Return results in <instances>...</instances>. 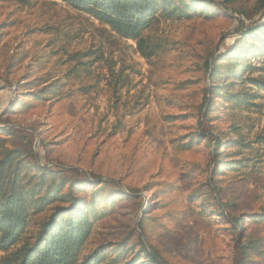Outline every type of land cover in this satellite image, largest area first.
I'll list each match as a JSON object with an SVG mask.
<instances>
[{"label":"rangeland","instance_id":"rangeland-1","mask_svg":"<svg viewBox=\"0 0 264 264\" xmlns=\"http://www.w3.org/2000/svg\"><path fill=\"white\" fill-rule=\"evenodd\" d=\"M234 25L221 14L212 19L159 18L148 35L172 50L145 60L133 41L61 2L0 0V116L15 97L22 98L16 87L21 79L45 73L61 77L72 68L79 75L66 81L64 94L56 100L25 98V110L16 103L17 110L3 119L2 127H15L33 141L40 163L76 171L65 177L108 180L114 189L139 195L136 200L114 196L117 203L97 206L102 217L94 220L90 215L87 250L119 244L133 234L126 246L142 241L167 264H234L231 225L220 211L240 215L264 210V91L234 80L230 92L255 94L251 104L237 106L218 96L212 107V132L221 141L230 138L249 145L220 148L221 161L244 157L245 168L212 174L213 145L209 138H197L199 130L208 132V127H199L195 116L209 100L211 86L223 79L208 82L201 70L205 51L217 47L222 35L227 36L219 51L227 49L234 40ZM89 49L103 53V60L87 72L68 60ZM242 57L244 66L264 67V56ZM115 80L117 92L111 86ZM231 126L238 131L233 133ZM192 138L194 145L188 149L184 145ZM81 189L88 196L94 190ZM193 191L199 197L190 200ZM41 215L35 214L32 223ZM141 218L144 234L138 229ZM243 228L264 233V226L249 220ZM256 261L253 264H264L263 258Z\"/></svg>","mask_w":264,"mask_h":264},{"label":"trees","instance_id":"trees-1","mask_svg":"<svg viewBox=\"0 0 264 264\" xmlns=\"http://www.w3.org/2000/svg\"><path fill=\"white\" fill-rule=\"evenodd\" d=\"M53 1L61 2L108 26L122 39L133 41L137 52L145 60L172 50L169 44L156 42L148 35L153 23L158 22L159 18L166 21L191 16L212 19L221 14L232 20L235 25L230 33L234 35L231 45L223 52L219 51L227 36L222 35L217 47L205 51L201 70L208 82L223 79L220 85L211 86L209 100L195 110L198 126L208 127V132L199 130L197 138H209L213 145L210 151V159L215 161L212 174L223 173L228 167L233 170L246 167L247 159L244 157L229 162L221 161L220 148L248 149L249 145L243 140L230 138L221 141L220 136L211 130V113L218 96L222 102H233L237 106L239 102L250 105L249 101L256 97L244 91L230 92L236 87L234 80H239L240 85H251L264 91V67H256L252 63L244 66L240 61L246 55L264 56V0ZM97 53L89 49L70 55L68 60L87 72L91 65L103 60V53ZM242 72H248V75L242 78ZM253 72L262 75L251 76ZM51 76V73H45L34 79L22 77L16 84L22 98L15 97L0 116V135L5 136L0 137V264H167L152 246L148 247L142 241L126 246L132 241L133 234L119 244H97L87 250L93 229L90 215L94 220L102 217L97 206L117 203V200H113L114 196L136 200L139 195L133 191L114 189L112 181L108 180L65 177L76 171L40 163L33 149V141L15 127H2L3 119L8 114L28 107L23 99L49 103L64 94L67 80L79 77L76 68L61 77ZM111 78H116L113 73ZM118 82L115 80L111 84L115 92L118 91ZM18 102L19 107L15 109ZM229 129L233 133L238 131L234 126ZM193 140L190 139L184 146L190 149L194 145ZM91 187L94 190L90 196L81 189ZM207 195L205 193V197ZM198 197L197 191L189 195L190 200ZM202 201L201 208L205 211L207 205ZM214 201L218 202L217 198ZM207 204L212 206V203ZM220 212L222 218L231 225L228 230L232 233L234 264H253L259 258L264 260V233L247 232L243 228L246 220L264 226V210L240 215ZM38 213L42 214L41 217L32 223V217ZM138 229L144 234L143 218L138 221Z\"/></svg>","mask_w":264,"mask_h":264}]
</instances>
